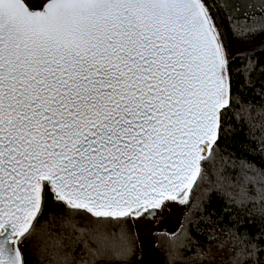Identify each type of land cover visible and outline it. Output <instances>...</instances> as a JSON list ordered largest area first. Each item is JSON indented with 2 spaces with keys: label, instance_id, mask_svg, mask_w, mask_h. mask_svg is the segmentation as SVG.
I'll return each mask as SVG.
<instances>
[{
  "label": "snow or ice",
  "instance_id": "6c2138e0",
  "mask_svg": "<svg viewBox=\"0 0 264 264\" xmlns=\"http://www.w3.org/2000/svg\"><path fill=\"white\" fill-rule=\"evenodd\" d=\"M257 37L264 0H0V264H126L172 204L167 264H264Z\"/></svg>",
  "mask_w": 264,
  "mask_h": 264
},
{
  "label": "trees",
  "instance_id": "16d2710c",
  "mask_svg": "<svg viewBox=\"0 0 264 264\" xmlns=\"http://www.w3.org/2000/svg\"><path fill=\"white\" fill-rule=\"evenodd\" d=\"M262 41H264V37H257L256 40L253 41L251 45H247L245 47H256L257 48L256 55L260 58L261 63H264V51H261L258 47ZM240 47L242 46L237 43L233 47V52L235 53L237 51V48ZM238 61L239 58L237 57L236 62ZM260 79L264 80V75H261ZM257 86L259 87V81L257 83ZM256 99L258 100L259 98L257 97ZM235 139H243V134L242 133L238 134L235 137ZM220 143L223 145L225 143V139L222 138ZM255 159L257 160V162H259V157H256ZM203 168L206 173L209 171V166L207 164H204ZM208 186L209 185L205 183L201 185V188H207ZM198 194H199V190L195 189L194 187L192 195L195 196ZM212 199H213L212 206H215L217 209H219V202L216 201L214 196ZM191 234L195 239L200 240L201 243H207L205 241L204 236L196 235L194 229L192 230ZM167 246H168L167 238L163 236H159V237L155 236L153 239H151L148 246L143 244L139 238L136 241L135 252L130 258V260L126 262V264H167V251H166ZM209 247H211L212 253L215 255L216 259L214 261H209L208 264H221V261L227 259V253L219 252L215 244H209ZM33 259L35 260L36 257H33ZM176 264H180V262L177 261Z\"/></svg>",
  "mask_w": 264,
  "mask_h": 264
},
{
  "label": "flooded vegetation",
  "instance_id": "af4514ba",
  "mask_svg": "<svg viewBox=\"0 0 264 264\" xmlns=\"http://www.w3.org/2000/svg\"><path fill=\"white\" fill-rule=\"evenodd\" d=\"M170 207L171 211L165 208L162 213H158L156 221L139 223V238L143 244L148 246L151 239L155 237L153 235L155 232L171 233L180 229L184 209L177 204H172Z\"/></svg>",
  "mask_w": 264,
  "mask_h": 264
}]
</instances>
